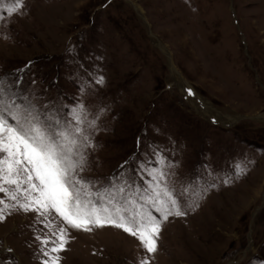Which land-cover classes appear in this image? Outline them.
Segmentation results:
<instances>
[{
    "label": "rangeland",
    "instance_id": "1",
    "mask_svg": "<svg viewBox=\"0 0 264 264\" xmlns=\"http://www.w3.org/2000/svg\"><path fill=\"white\" fill-rule=\"evenodd\" d=\"M23 5L10 18L0 11V77L61 118L79 103L99 114L80 173L93 190L142 192L159 169L185 212L162 220L151 264H264V0ZM5 217L0 264H41V240L60 221ZM68 236L60 264L145 256L112 227Z\"/></svg>",
    "mask_w": 264,
    "mask_h": 264
},
{
    "label": "snow or ice",
    "instance_id": "2",
    "mask_svg": "<svg viewBox=\"0 0 264 264\" xmlns=\"http://www.w3.org/2000/svg\"><path fill=\"white\" fill-rule=\"evenodd\" d=\"M23 6V0H10L6 7L5 0H0V11L9 18ZM4 19L0 15V20ZM95 83L103 84L104 77ZM188 95L195 94L189 89ZM33 99L14 91L6 78L0 77V193L5 194L0 198V222L6 219V210L60 221L63 226L41 240V264H60L59 253L66 251L69 228L92 232L105 227L138 240L145 252L138 264H151V256L158 251L162 220L185 215L174 191L162 183L166 174L154 170L155 183L126 196L121 195L124 187L114 184L93 190V182L80 173L87 164L86 149L94 147L90 130H96L99 114L89 119L85 106L79 103L70 110V119L61 118L42 110ZM45 227L51 228V221Z\"/></svg>",
    "mask_w": 264,
    "mask_h": 264
},
{
    "label": "bare ground",
    "instance_id": "3",
    "mask_svg": "<svg viewBox=\"0 0 264 264\" xmlns=\"http://www.w3.org/2000/svg\"><path fill=\"white\" fill-rule=\"evenodd\" d=\"M185 85V84H184ZM184 89V88H183ZM186 89H189V87H187V85H186ZM188 92V91H187Z\"/></svg>",
    "mask_w": 264,
    "mask_h": 264
}]
</instances>
